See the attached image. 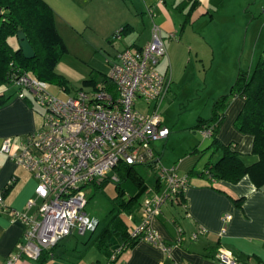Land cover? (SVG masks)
<instances>
[{
    "label": "crops",
    "instance_id": "1",
    "mask_svg": "<svg viewBox=\"0 0 264 264\" xmlns=\"http://www.w3.org/2000/svg\"><path fill=\"white\" fill-rule=\"evenodd\" d=\"M43 1L55 15L56 29L64 42L65 53H75L71 55L73 59L70 57L72 61H63V65H68V81L71 83L82 84L94 77L95 83L103 82L107 89L112 90L106 82L110 62L126 48H141L148 44L153 25L160 28L167 51L160 61V64H166L164 73L169 72L170 61L178 54L170 52L182 47L189 51L183 56L194 59L199 73L204 74L202 90L207 88L206 74L213 75L214 88L203 97L199 95L207 108L218 97L228 93L239 70L251 74L258 61L264 58V0ZM193 3L196 7L185 23V15ZM149 8L153 16H149ZM117 31H122V37L119 41H112L111 37ZM170 34L173 39L169 38ZM9 44L14 49L19 48L16 37L10 38ZM97 53L105 55L101 57ZM172 83L169 95L165 97L167 111L176 96ZM82 87L85 90L93 88L92 85ZM25 96V99L19 98L16 87H0V102L3 101L0 104V146L5 139L11 138L17 144L38 131L40 110L35 107L29 93L25 92ZM139 104L144 107V112L151 110L142 101ZM243 105L244 100L240 97L230 99L215 138L237 152L243 163L249 166L258 160L252 154L253 138L234 127ZM209 118V111L207 115L199 116L200 121ZM161 123L169 128L170 133L167 139L152 145L155 162L145 167L153 170L154 165L163 167L160 161L168 152L166 146L174 148V121L161 117ZM200 136L201 139H195L193 145L186 143L183 154L169 166L176 168L180 175L188 176V187L178 201L165 204L152 222L162 243L170 248L169 252L139 241L111 264H219L214 255L220 249L229 251L246 264H264V186L256 188L248 176L236 184L209 180L202 173L206 165H214L221 154L204 151L212 139ZM151 177L150 183L143 182L144 196L148 190L158 189L155 172ZM36 184V179L29 172L0 154V190L11 187L4 197L6 207L34 213L36 208L28 210L26 203L34 198ZM233 199L241 201L237 203ZM129 215L132 219L127 229H132L141 221L140 205L136 212ZM225 216L229 219L224 223ZM24 230L22 224L12 223L6 212H0V264L15 250ZM178 231L181 242L175 244ZM192 234L197 235L196 239L191 238ZM91 242L70 246L59 243L52 251L53 256L44 264H108L109 259L96 247L90 246ZM17 264L40 263L22 258Z\"/></svg>",
    "mask_w": 264,
    "mask_h": 264
},
{
    "label": "built area",
    "instance_id": "2",
    "mask_svg": "<svg viewBox=\"0 0 264 264\" xmlns=\"http://www.w3.org/2000/svg\"><path fill=\"white\" fill-rule=\"evenodd\" d=\"M147 12L153 16L152 9ZM121 37L122 31H117L111 40L119 41ZM169 38L174 36L170 34ZM166 54L160 28L153 25L148 44L126 48L110 62L106 82L112 90L98 82L90 90L82 88L62 99L49 92L47 82L27 72L9 77L19 98L25 99V92L33 97L35 107L41 111L42 125L17 144L8 138L0 146V154L37 181L35 196L26 203V209L36 208L32 214L6 207L4 190H0V212H6L12 223L25 228L15 250L2 264H17L22 258L37 260L42 251H50L65 238L92 234L99 220L86 214L83 189L100 182L119 183L122 166L153 165V143L167 139L170 133L161 123L158 110L172 83L168 72L157 70ZM138 100L151 110H137ZM201 131L204 137L211 136L209 129L203 127ZM154 166L158 189L145 193L140 204L141 221L128 228L127 234L130 241H144L168 253L170 248L162 243L152 222L165 204L179 200L189 178L174 167ZM131 219L129 215L128 222ZM228 219L225 216L223 222ZM196 237L191 235L192 239ZM180 242L178 231L175 244ZM128 244L115 246L108 264L116 262ZM214 259L219 264H246L222 249Z\"/></svg>",
    "mask_w": 264,
    "mask_h": 264
},
{
    "label": "trees",
    "instance_id": "3",
    "mask_svg": "<svg viewBox=\"0 0 264 264\" xmlns=\"http://www.w3.org/2000/svg\"><path fill=\"white\" fill-rule=\"evenodd\" d=\"M195 7L196 4L193 3L187 11L185 23L188 22ZM19 31L24 32L34 50L35 56L31 60L23 57L20 48L14 49L9 44V39L16 37ZM65 52L64 42L56 29L55 15L43 0H0V87L6 82L10 83L9 77L13 73L27 72L39 80L56 83L68 89L67 81L54 71L56 63ZM87 85H95L94 77L82 83V86ZM233 97H240L244 100L243 108L234 122V127L240 133L252 136V154L258 158L254 164L249 166L243 163L237 152L231 151L229 146L220 144L215 138L229 101ZM2 103L3 101L0 102ZM197 127H205L211 131V143L204 151L211 150L213 153L220 152L221 154L214 165H206L202 174L211 181L223 180L233 184L238 183L244 176H248L256 188L264 186V58L258 61L251 74L242 70L238 71L229 92L214 101L210 118L206 121L199 120ZM119 172L124 180L131 177L134 184L143 188L144 181L141 177L134 175V166H122ZM106 184V182H100L93 187L96 191H101ZM116 188L119 190L118 187ZM10 189L11 187L8 186L3 191L4 197ZM136 195L123 198L124 194L120 191L121 199L118 206L123 208L122 211L128 214L134 211L133 202L137 198ZM118 198L113 200L114 205ZM233 200L237 203L241 201V199ZM127 227V223L118 215L112 216L90 246L96 247L109 259L114 247L119 244L118 239L124 243L129 242V247L136 243L129 240ZM54 248L50 251H42L37 259L40 264H44L53 256Z\"/></svg>",
    "mask_w": 264,
    "mask_h": 264
},
{
    "label": "rangeland",
    "instance_id": "4",
    "mask_svg": "<svg viewBox=\"0 0 264 264\" xmlns=\"http://www.w3.org/2000/svg\"><path fill=\"white\" fill-rule=\"evenodd\" d=\"M179 43L180 41L176 44ZM170 53H178L176 57H173L171 59L169 64L171 69L168 72L170 75H172L173 93H175L176 96H174V99L169 103L170 109H168V111L166 109L168 105L166 98L163 100L159 107V112L163 119L165 117H169L174 121V129L172 134L174 135V148L171 149V147L166 146L168 152L162 157L160 161V164H162L163 168L166 169H168L170 164H172L173 162H177L178 157L181 156V154H183L185 150L186 143H191L193 145L192 142H194L195 139H201L200 135H203L202 131L196 128V125L199 123L200 114L207 115V111H209L211 116L212 105L207 108L204 103V99L199 97V95L203 97L205 96V94L210 93V91L214 88V85L212 84L213 75L211 73H208L206 74L207 88L205 91L202 90L203 86H201V80L204 79V74L199 73L198 68L196 67V61H194V59H189L187 56H183V53H189L187 49L178 47V49L176 48L174 52ZM71 55H75V53H63L54 68L55 73L67 81L68 89H64L59 84L47 82L49 92L62 99H65L67 94H73L76 90L83 88L82 84H75L68 81V76H70L67 69L68 65H63V61H72L71 58L73 59L74 57H71ZM97 55L103 57L105 53H97ZM61 60L62 62H60ZM76 65L78 66V64ZM165 65L166 64L163 63L159 64L157 70L160 73H164ZM3 86L14 87L11 83L7 82ZM139 102H141V100H138L136 102V108L137 110L144 112L145 109L139 104ZM38 116L40 119V127L38 128V130H40L42 125L41 111L40 113H38ZM158 144L159 143H156V145ZM134 171V175L141 177L143 181L149 183L152 181L151 176L154 173L153 169L145 166H134ZM116 187H118L119 190L124 194V196H122L123 198L134 196L137 194V198L135 202H133V212H136L138 210L139 205L144 199L145 187L139 188L136 184H134L131 177L127 180H124L120 175V182L118 183V186H116V183H107L101 191H96L94 187L88 186L83 189L87 201L85 212L87 215L97 218L99 220V223L92 234L88 233L82 237L78 235L70 236L68 237V239H63L60 242V245L70 246L76 243L82 245L85 241H93L100 235L104 227L114 215H118L119 218L124 220V222H126L127 224L129 223L127 220L128 213L122 211L123 208L118 206V202L120 201L121 196L120 191L117 190ZM116 197L119 198L114 205L113 203L115 201L113 202V200L116 199ZM118 240L119 243L123 242L121 239Z\"/></svg>",
    "mask_w": 264,
    "mask_h": 264
},
{
    "label": "water",
    "instance_id": "5",
    "mask_svg": "<svg viewBox=\"0 0 264 264\" xmlns=\"http://www.w3.org/2000/svg\"><path fill=\"white\" fill-rule=\"evenodd\" d=\"M16 39L18 41V45H19V48H20V50L22 52L23 57L26 60L33 59L34 56H35V53H34V50H33L32 46L30 45L29 41L27 40V37L24 34V32L19 31L16 34ZM114 249H115V247H114Z\"/></svg>",
    "mask_w": 264,
    "mask_h": 264
}]
</instances>
